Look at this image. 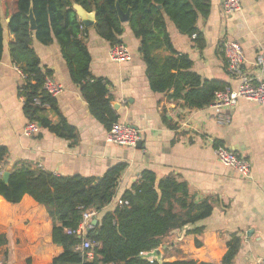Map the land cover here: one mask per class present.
Returning a JSON list of instances; mask_svg holds the SVG:
<instances>
[{
  "label": "crops",
  "instance_id": "obj_1",
  "mask_svg": "<svg viewBox=\"0 0 264 264\" xmlns=\"http://www.w3.org/2000/svg\"><path fill=\"white\" fill-rule=\"evenodd\" d=\"M210 4L208 16L197 22L204 35V49L193 48L190 38L168 22L174 48L190 56L192 70L202 78H217L234 87L238 79L226 72L221 49L224 40H234L243 49L244 70L264 80V70L254 65L256 52L264 48V0H241L240 9L230 14L223 12L222 0H210ZM127 23H122L120 39L130 51L128 61L111 60V45L94 27L87 29L85 43L91 56L90 72L107 80L117 121L141 130L140 147L107 141V129L90 114L79 88L70 79L56 42L42 45L33 41L32 47L41 65L50 69L51 78L62 86L55 99L60 114L77 131L76 142L72 144L42 127L36 134L24 135L28 118L18 96L22 76L12 64L5 44L0 61V145L8 150L4 170L21 160L58 175L99 177L110 166L124 162L126 168L120 174L115 196L102 212L118 204L141 171L151 170L158 179L175 174L187 183L195 200L209 198L213 211L193 225L203 226L202 233L185 234L182 229L166 236L162 261L197 259L218 264L230 235L237 234L240 247L232 264H254L264 257V105L239 99L233 107L210 104L189 109L181 100L153 92L138 52L139 40ZM225 114L231 117L230 122L217 124L215 119ZM46 115L52 123L58 121L54 111L49 109ZM163 116L174 128L164 122ZM214 140L245 157L250 163V176L244 177L222 165L214 153ZM99 215H95L97 220ZM0 224L23 230L39 264L62 251L61 246L52 242V222L46 208L27 194L17 203L0 196ZM8 238L9 245L4 248L8 249V256L2 258L3 264H13L14 260L10 231ZM195 240L201 244L196 246Z\"/></svg>",
  "mask_w": 264,
  "mask_h": 264
},
{
  "label": "trees",
  "instance_id": "obj_2",
  "mask_svg": "<svg viewBox=\"0 0 264 264\" xmlns=\"http://www.w3.org/2000/svg\"><path fill=\"white\" fill-rule=\"evenodd\" d=\"M116 2L123 12L129 13L127 24L139 40L138 52L153 92L166 94L170 100H181L189 109H201L213 104L215 92L227 85L217 78H202L192 70V59L174 48L168 31L171 22L180 34L190 38L193 48L202 51L205 39L197 22L208 16L210 0H0V61L6 44L10 60L22 76L18 96L23 102V112L28 120L72 144L76 142L77 131L60 114L55 97L43 89L51 70L41 65L32 43L58 44L70 79L79 88L90 114L108 130L118 120L111 107L112 95L107 80L90 72L91 56L85 43L87 29L77 18L73 4L95 12L96 33L112 46L121 43L124 27ZM30 5L35 30L30 29ZM49 109L57 114V122L52 123L47 117ZM163 120L174 128L165 116ZM218 144L214 140V146ZM7 153L6 146L0 145V196L17 203L27 194L43 205L52 222V242L62 247L61 253L43 264H214L197 259L158 262L141 256L164 245L163 239L173 231L202 233L203 226L193 225L212 214V201L195 200L179 176L167 174L158 179L153 171L145 169L121 195L126 203L102 212L115 196L126 163H116L101 176L93 177L58 175L20 160L11 165L4 182L2 172ZM91 209L96 215L101 214L98 222L82 235L68 234L66 229H77L83 213ZM188 226L193 227L187 229ZM9 231L13 264H39L23 230L9 229L3 224H0V260L8 256V249L4 248L9 245ZM83 238L92 243L85 251L76 248ZM200 244L195 240L196 246ZM239 247L240 237L231 234L218 264H232ZM86 252L91 253L90 258Z\"/></svg>",
  "mask_w": 264,
  "mask_h": 264
},
{
  "label": "built area",
  "instance_id": "obj_3",
  "mask_svg": "<svg viewBox=\"0 0 264 264\" xmlns=\"http://www.w3.org/2000/svg\"><path fill=\"white\" fill-rule=\"evenodd\" d=\"M241 0H223L222 10L225 14L236 12L240 9ZM194 37V36H193ZM221 49L225 58L226 72L238 79L237 85H226L223 89L218 90L214 94V102L212 105L233 107L239 99L254 101L259 105H264V80L251 75L244 70L243 62L245 60L244 52L241 45L230 39H226L221 44ZM109 57L115 62L128 61L131 58L130 51L127 46L118 43L112 45L109 49ZM254 65L257 69L264 70V48H259L255 54ZM43 89L52 97H56L61 91V84L54 81L51 76H47L43 83ZM38 103V101H37ZM45 107H48L45 104ZM231 117L228 114L220 115L215 119L219 125H226L230 122ZM40 126L35 121L28 120L23 127L24 135H33L38 133ZM142 132L140 129L125 123L123 121L114 122L107 130V141L127 147H135L141 140ZM214 153L218 161L224 165L233 168L244 177L250 176L251 168L249 161L229 149L223 144L213 145ZM126 203L122 200L118 204ZM96 215L94 210H87L83 213V219L77 229L67 228L68 234H84L85 229L91 228V219ZM92 246V243L83 238L82 242L76 247L81 251H85ZM88 258L91 257L90 252H86ZM0 264L3 262L0 260ZM254 264H264V257L259 258Z\"/></svg>",
  "mask_w": 264,
  "mask_h": 264
},
{
  "label": "water",
  "instance_id": "obj_4",
  "mask_svg": "<svg viewBox=\"0 0 264 264\" xmlns=\"http://www.w3.org/2000/svg\"><path fill=\"white\" fill-rule=\"evenodd\" d=\"M223 2V0H222ZM73 9L75 10L76 16L79 19V21L81 22L82 26L86 29L94 27L95 23H96V15L94 11H86L81 5L79 4H73ZM116 10L118 13V17L120 19V21L122 23L127 22L129 19V13L128 12H123L118 3L116 2ZM28 18H29V23H30V29L31 30H35L36 28V23H35V18H34V14H33V8L32 5H30L29 8V13H28ZM116 107V106H115ZM140 142L139 141L137 143V147H140ZM8 176H9V168H7L6 170H4L2 172V179L4 180V182H7L8 180ZM98 222L96 216H94L91 219V224L94 225ZM89 229V228H88ZM165 248V246H160L157 247L149 252H145L142 253L141 256L143 258L146 259H150V260H156L158 262L162 261V249Z\"/></svg>",
  "mask_w": 264,
  "mask_h": 264
},
{
  "label": "rangeland",
  "instance_id": "obj_5",
  "mask_svg": "<svg viewBox=\"0 0 264 264\" xmlns=\"http://www.w3.org/2000/svg\"><path fill=\"white\" fill-rule=\"evenodd\" d=\"M176 256H177V254H176Z\"/></svg>",
  "mask_w": 264,
  "mask_h": 264
}]
</instances>
